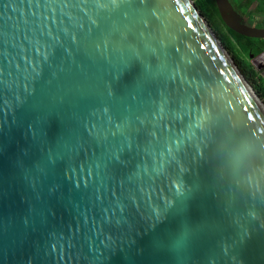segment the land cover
Here are the masks:
<instances>
[{"label": "water", "instance_id": "1", "mask_svg": "<svg viewBox=\"0 0 264 264\" xmlns=\"http://www.w3.org/2000/svg\"><path fill=\"white\" fill-rule=\"evenodd\" d=\"M205 22L0 0V264H264V106Z\"/></svg>", "mask_w": 264, "mask_h": 264}, {"label": "trees", "instance_id": "2", "mask_svg": "<svg viewBox=\"0 0 264 264\" xmlns=\"http://www.w3.org/2000/svg\"><path fill=\"white\" fill-rule=\"evenodd\" d=\"M198 11L203 15L213 31L219 36L222 44L233 52V56L237 61L241 74L244 76L248 84L253 89L256 96L264 102V77L259 76L251 66L238 58L230 40L221 33L223 25L232 39L239 45L246 57L249 59L263 60L264 59V39H247L229 29L221 20L214 0H193ZM233 10L242 19L260 18L264 23V11H261L262 0H228ZM252 55V56H251Z\"/></svg>", "mask_w": 264, "mask_h": 264}, {"label": "rangeland", "instance_id": "3", "mask_svg": "<svg viewBox=\"0 0 264 264\" xmlns=\"http://www.w3.org/2000/svg\"><path fill=\"white\" fill-rule=\"evenodd\" d=\"M193 1V0H192ZM194 3V1H193ZM203 16V15H202ZM205 19V18H204ZM206 20V19H205ZM242 20L243 22L248 25L249 27H252V28H256V29H263L264 30V23H262L261 19L260 18H253V19H247V18H243L242 17ZM207 22V21H206ZM208 24V22H207ZM209 25V24H208ZM211 26V25H209ZM221 28H222V31L221 33H223V35H225L229 40L230 42L234 45L233 49L235 51V53L238 55V58L240 60H243L245 61L246 63H248L251 68H253L255 70V72H257V74L259 76H262L264 77V59L263 60H254L253 58L252 59H249L246 57L245 53L242 51V49L239 47V45L232 39V37L230 36L229 32L224 29L223 25L220 24ZM212 28V27H211ZM214 33L216 34V32L214 31ZM216 36L218 37V39L220 40L219 36L216 34ZM221 41V40H220ZM222 42V41H221ZM224 46V45H223ZM225 49H227L228 53L230 54V56L232 57V59L235 61V63L237 64V61L235 60L234 56H233V52L231 50H229L228 48H226L224 46ZM238 65V64H237ZM264 79V78H263ZM261 101V100H260ZM263 106H264V102L261 101Z\"/></svg>", "mask_w": 264, "mask_h": 264}, {"label": "bare ground", "instance_id": "4", "mask_svg": "<svg viewBox=\"0 0 264 264\" xmlns=\"http://www.w3.org/2000/svg\"><path fill=\"white\" fill-rule=\"evenodd\" d=\"M206 23V22H205ZM206 25L208 26V28L209 29H211V31L213 32V30H212V28H211V26H209L207 23H206ZM213 34L215 35V33L213 32ZM216 36V35H215ZM228 53V52H227ZM229 54V53H228ZM229 56H230V54H229ZM231 57V56H230ZM232 58V57H231Z\"/></svg>", "mask_w": 264, "mask_h": 264}, {"label": "snow or ice", "instance_id": "5", "mask_svg": "<svg viewBox=\"0 0 264 264\" xmlns=\"http://www.w3.org/2000/svg\"><path fill=\"white\" fill-rule=\"evenodd\" d=\"M261 11H264V0H262V8Z\"/></svg>", "mask_w": 264, "mask_h": 264}]
</instances>
